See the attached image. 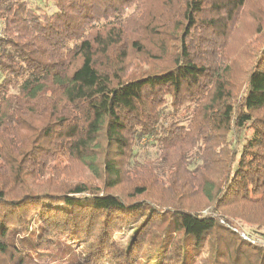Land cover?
<instances>
[{
  "label": "trees",
  "instance_id": "1",
  "mask_svg": "<svg viewBox=\"0 0 264 264\" xmlns=\"http://www.w3.org/2000/svg\"><path fill=\"white\" fill-rule=\"evenodd\" d=\"M247 2L0 0V264H264L221 222L264 213V44L237 85L223 54ZM62 160L87 179L29 183Z\"/></svg>",
  "mask_w": 264,
  "mask_h": 264
},
{
  "label": "rangeland",
  "instance_id": "2",
  "mask_svg": "<svg viewBox=\"0 0 264 264\" xmlns=\"http://www.w3.org/2000/svg\"><path fill=\"white\" fill-rule=\"evenodd\" d=\"M48 5L49 6H47L46 10L47 12L48 11L51 12L52 11V8L50 7L51 5L50 4ZM158 6L161 7V4H159L156 1H153L147 4V9H150L155 14H158L162 11V9L159 10ZM41 7L44 8L45 6L42 5ZM263 44H264V0H248L246 6L244 7L241 15L237 20L236 25L234 26L233 30L229 33L228 39L223 49V54L227 58L226 59L227 61H225V63L230 67L229 74L231 76L232 84L237 85L238 83H242L244 72L246 71L247 67H249L252 64L255 55L257 54L258 50L261 48ZM154 67H155L154 62L149 61L147 63H143L141 61V58L139 57L138 59L134 58L128 61L126 72L128 75H135L142 70L153 71ZM185 151L186 149H184V152ZM154 153H155L154 148L142 150L140 151V159H143L145 157H152ZM62 161H63L62 164L55 167L57 168L55 169L56 172L53 173L47 171L45 175H43V173L42 174L39 173V175L36 174L35 177L42 175L40 177L42 181L40 182L39 178H36L34 181H29V183L33 182L35 186H37L41 183H50L52 182V179L54 180L59 179L62 181L61 185L64 187L78 180L87 179L88 177L87 172L84 171V169H82L78 164L67 163L64 160ZM158 170H156V172L159 175L155 176V178L160 181V179L163 176L162 175L163 173ZM10 186L12 187L11 182H10ZM126 186L127 184H124L122 186L121 188L122 192H123V187ZM153 189L154 191L158 190L155 187H153ZM155 195H160L159 191L155 193ZM191 203H193L194 206H199L203 208L206 204L205 201L200 196H197L195 200H193ZM259 206L260 205H253L250 207L248 205L245 207L246 209L248 208V210L253 209L252 213H249V215H244L245 218H247L246 220L247 222L243 220L237 221L229 218H222V219L221 217L219 218L221 219L222 223L226 224V226L228 225L231 226V228L235 231V233L240 235V238L242 240L251 243L255 242L257 244L263 245L264 229L259 228L257 224L260 222L261 223L264 222V213L260 211ZM234 213L237 212H233L231 210V213L229 214L233 216ZM131 229L132 228L129 227L121 231L122 233L119 232V234L116 236L119 237L116 238L117 242H121L122 244H124L130 234ZM254 232H258V234L256 235ZM71 246L73 247L74 245ZM71 246L66 244L64 241L59 240L56 241V245L49 252L52 255L35 256L33 253L32 255L39 264H60L62 263L61 259H57L56 256L63 258L66 262L69 259V255L71 253L68 250V248L70 247V249H73ZM205 255H206V250H204V253H202L200 257L202 261L198 264H204L203 261H205V257H204Z\"/></svg>",
  "mask_w": 264,
  "mask_h": 264
}]
</instances>
